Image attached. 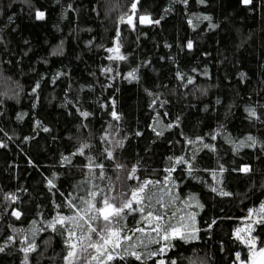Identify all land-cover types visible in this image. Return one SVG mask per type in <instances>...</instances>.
Returning <instances> with one entry per match:
<instances>
[{
  "label": "trees",
  "instance_id": "1",
  "mask_svg": "<svg viewBox=\"0 0 264 264\" xmlns=\"http://www.w3.org/2000/svg\"><path fill=\"white\" fill-rule=\"evenodd\" d=\"M134 2L0 0V264H23L24 237L38 246L28 264H63L64 237L47 222L57 212L71 215L66 201L91 183H107H85L89 156L114 184L132 167L141 179L168 177L178 216L196 213L197 239L173 240L168 264H234L237 252L246 258L234 233L264 202V0H139L133 29L120 17L132 15ZM141 15L160 23L141 24ZM117 39L126 59L109 60L114 53L106 49ZM110 134L123 146L110 145ZM84 143L85 154L73 155ZM106 148L113 160L102 155ZM179 157L188 163L175 164ZM116 164L125 167L118 172ZM246 165L251 171H240ZM138 218L128 216L127 226ZM254 228L264 241V224Z\"/></svg>",
  "mask_w": 264,
  "mask_h": 264
},
{
  "label": "snow or ice",
  "instance_id": "2",
  "mask_svg": "<svg viewBox=\"0 0 264 264\" xmlns=\"http://www.w3.org/2000/svg\"><path fill=\"white\" fill-rule=\"evenodd\" d=\"M187 3V0H184ZM204 3V0H200ZM139 0H135L132 3V15L120 17L121 23H127L133 29L135 24L133 17L137 8ZM245 5H250L252 0H242ZM45 13L42 11L36 12V19H43ZM199 19V18H198ZM205 20H210V17H203ZM139 22L155 23L159 24L160 21H153L147 15L139 16ZM191 24L192 21L190 20ZM193 42L188 41L187 48L191 49ZM121 44L117 39L113 48H108L106 51L114 53L109 55V60H124L126 57L120 53ZM107 72H111V68L105 69ZM134 73H129V77H134ZM182 78V77H181ZM191 79L188 83H192ZM39 85H37L38 87ZM35 91V89H33ZM249 116L255 117V109H246ZM88 112H81V116L87 118ZM114 120H119L120 117L115 110L111 113ZM39 126V122H37ZM171 127V125H168ZM45 132L49 131L48 128L43 129ZM155 131V129H154ZM139 135V133H137ZM162 132H157V135H161ZM215 138V137H213ZM102 139H107L103 137ZM251 144L249 147H254L256 144L255 139L252 136L247 137ZM189 143H194L189 141ZM118 146H123L122 141H117ZM245 141L240 142V146H244ZM0 144V147H3ZM87 143L81 144L73 155H84L85 149L89 148ZM204 147H209L205 144ZM104 158L107 160H113L115 157L113 152L104 149ZM169 157V160H172ZM64 160L68 163L71 162L69 157H64ZM88 163L85 167L88 169V176L90 179L85 183H91V181H107L104 187H101L98 183H91V187L85 191L84 195L79 197H73L66 201V206L71 215H63L57 212L51 220L47 222V227L53 232L58 233L64 237V245L66 253L63 256V264H112L113 261H125L131 257L140 264H145L146 260H153L154 264H168L163 258L167 255V252L174 247L173 240L190 241L197 239L196 233L199 231L195 227L196 213H187V215L178 216L177 210L174 207L175 200L177 199L172 195L171 189L167 188L168 177H165V182L153 179H141L136 175L137 168L132 167L126 176H116L118 183H113L112 178L107 176L105 172V165L103 162L97 163L96 160L89 156L87 157ZM188 163L184 157L175 159V164ZM124 165L116 164L115 170L118 172L124 169ZM95 169H99L97 173ZM171 174L175 171L174 167L166 169ZM221 171L223 169L221 168ZM242 172H249L251 169L246 165L240 169ZM189 172H191V165L189 164ZM215 178V173H213ZM137 180L138 183L134 185H128L127 181ZM48 184L51 187H55L53 180L49 179ZM212 191H218L217 188H213ZM219 194L222 196H229L231 193L219 190ZM168 197L165 200V197ZM5 199L15 200L14 194H7ZM190 200H195V197H190ZM191 205L185 202V207ZM198 207L202 205L197 204ZM62 207V205H57ZM139 218L136 220V226L129 228L126 224L128 216H136ZM12 215L17 219L20 218L21 213L19 211H13ZM253 215L257 216V219L253 223L246 225V228L238 227L235 230L236 239L244 244L248 251L245 259L241 258V253L235 254L234 264H264V241L258 242V238L252 236V232L255 231L253 224H264V202H262L258 209H249L248 215L245 218L250 220ZM35 224V222H33ZM215 223V221H213ZM13 231H22L13 229ZM33 235L35 229L32 230ZM244 232L245 235H241ZM131 233V234H129ZM9 240L13 238L8 237ZM22 243L26 246L21 249L24 252L23 264H28L29 254L36 252L38 246L35 240H29L28 237H24ZM150 245H159L155 249H151ZM137 249H143L144 251H138ZM4 249L0 248V252ZM161 257L160 259H155ZM170 264H176L175 260H172Z\"/></svg>",
  "mask_w": 264,
  "mask_h": 264
},
{
  "label": "rangeland",
  "instance_id": "3",
  "mask_svg": "<svg viewBox=\"0 0 264 264\" xmlns=\"http://www.w3.org/2000/svg\"><path fill=\"white\" fill-rule=\"evenodd\" d=\"M113 134H110V136L108 137V141L110 143V145L114 146V145H117V141L116 139L114 138V136H112ZM257 219V216L256 215H253V217L250 219V220H246L244 219L241 223V225L239 226L240 228H246V225L249 224V223H253V221H255ZM253 227H254V224H253ZM241 235H245L244 232L241 233ZM234 236H235V233H234ZM236 238V236H235ZM239 241V240H238ZM240 242V241H239ZM244 245V244H243ZM245 246V245H244ZM246 247V246H245ZM247 248V247H246ZM248 251V249H247Z\"/></svg>",
  "mask_w": 264,
  "mask_h": 264
}]
</instances>
